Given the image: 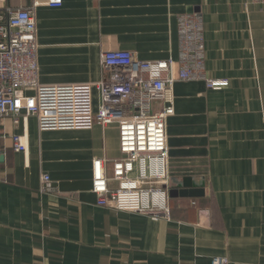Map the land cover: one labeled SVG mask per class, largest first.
<instances>
[{"label": "crops", "instance_id": "1", "mask_svg": "<svg viewBox=\"0 0 264 264\" xmlns=\"http://www.w3.org/2000/svg\"><path fill=\"white\" fill-rule=\"evenodd\" d=\"M186 13L202 16L206 76L228 85L178 80L169 91L171 217L97 205L93 162L121 155L117 125L41 131L36 116L19 123L8 116L0 124V264H211L215 256L264 264V6L257 0L42 5L39 82H97L100 54L109 50L178 61V16ZM15 135L24 136L26 152L15 151ZM44 173L55 182L52 193L40 192Z\"/></svg>", "mask_w": 264, "mask_h": 264}, {"label": "built area", "instance_id": "2", "mask_svg": "<svg viewBox=\"0 0 264 264\" xmlns=\"http://www.w3.org/2000/svg\"><path fill=\"white\" fill-rule=\"evenodd\" d=\"M7 1L0 0V124L8 116L19 123L21 116L33 115L41 131L92 128L96 123L117 125L121 155L93 162L92 191L98 196L97 205L170 218L166 128L174 106L169 91L178 80L203 79L212 89L228 85V81L206 76L201 14L178 16V61H145L127 50L103 51L100 62L104 75L99 81L43 85L39 82L36 12L42 5L62 6L64 0H32L30 6L23 7L9 6ZM257 2L264 6V0ZM154 102L161 103L157 110ZM13 141L15 151H27L24 136L15 135ZM55 189L51 176L42 174L40 192ZM211 264L229 261L215 256Z\"/></svg>", "mask_w": 264, "mask_h": 264}, {"label": "water", "instance_id": "3", "mask_svg": "<svg viewBox=\"0 0 264 264\" xmlns=\"http://www.w3.org/2000/svg\"><path fill=\"white\" fill-rule=\"evenodd\" d=\"M1 159H2V157H1Z\"/></svg>", "mask_w": 264, "mask_h": 264}]
</instances>
